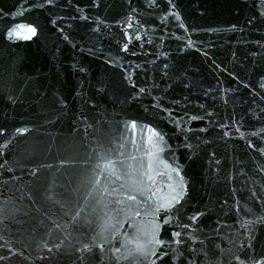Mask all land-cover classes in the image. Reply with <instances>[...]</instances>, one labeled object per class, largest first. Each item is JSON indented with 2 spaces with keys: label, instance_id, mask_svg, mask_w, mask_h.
Segmentation results:
<instances>
[{
  "label": "water",
  "instance_id": "95a60500",
  "mask_svg": "<svg viewBox=\"0 0 264 264\" xmlns=\"http://www.w3.org/2000/svg\"><path fill=\"white\" fill-rule=\"evenodd\" d=\"M0 264H264V0H0Z\"/></svg>",
  "mask_w": 264,
  "mask_h": 264
},
{
  "label": "snow or ice",
  "instance_id": "6c2138e0",
  "mask_svg": "<svg viewBox=\"0 0 264 264\" xmlns=\"http://www.w3.org/2000/svg\"><path fill=\"white\" fill-rule=\"evenodd\" d=\"M29 31H32V32H33V34H35V33H34V30H32V29H29ZM17 34H19V33H17Z\"/></svg>",
  "mask_w": 264,
  "mask_h": 264
}]
</instances>
